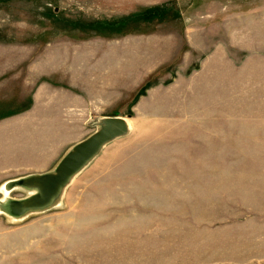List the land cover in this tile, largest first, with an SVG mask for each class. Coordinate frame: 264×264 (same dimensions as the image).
<instances>
[{"label": "rangeland", "instance_id": "1", "mask_svg": "<svg viewBox=\"0 0 264 264\" xmlns=\"http://www.w3.org/2000/svg\"><path fill=\"white\" fill-rule=\"evenodd\" d=\"M0 264H264V0H0Z\"/></svg>", "mask_w": 264, "mask_h": 264}, {"label": "water", "instance_id": "2", "mask_svg": "<svg viewBox=\"0 0 264 264\" xmlns=\"http://www.w3.org/2000/svg\"><path fill=\"white\" fill-rule=\"evenodd\" d=\"M111 126L112 125H108L106 122H104L98 132L78 145L76 149L61 162L59 167V177L56 178V182H63V179L70 172V169L79 163L84 156L94 151L104 140L120 133L123 129L120 126H115L113 128ZM52 189H56V187L54 186Z\"/></svg>", "mask_w": 264, "mask_h": 264}, {"label": "bare ground", "instance_id": "3", "mask_svg": "<svg viewBox=\"0 0 264 264\" xmlns=\"http://www.w3.org/2000/svg\"><path fill=\"white\" fill-rule=\"evenodd\" d=\"M108 125H112L111 127H115V126H124L125 122L124 119L121 117H116V118H112L111 121H109L107 123Z\"/></svg>", "mask_w": 264, "mask_h": 264}]
</instances>
